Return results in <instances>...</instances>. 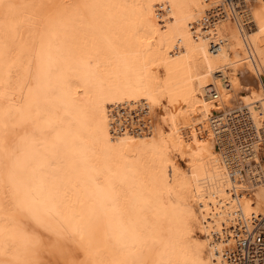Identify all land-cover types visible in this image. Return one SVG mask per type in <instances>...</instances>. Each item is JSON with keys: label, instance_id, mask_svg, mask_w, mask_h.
Instances as JSON below:
<instances>
[{"label": "bare ground", "instance_id": "6f19581e", "mask_svg": "<svg viewBox=\"0 0 264 264\" xmlns=\"http://www.w3.org/2000/svg\"><path fill=\"white\" fill-rule=\"evenodd\" d=\"M262 146L264 0H0V264H239Z\"/></svg>", "mask_w": 264, "mask_h": 264}, {"label": "built area", "instance_id": "2783aa9c", "mask_svg": "<svg viewBox=\"0 0 264 264\" xmlns=\"http://www.w3.org/2000/svg\"><path fill=\"white\" fill-rule=\"evenodd\" d=\"M261 151H264V146L261 147ZM262 159L264 157L262 156ZM259 233L248 232L246 230L242 231V234L238 241V252L237 256L234 257L236 259V263L239 264H264V260L262 259L260 254H256L257 249L260 248L264 244V229L263 226L259 227Z\"/></svg>", "mask_w": 264, "mask_h": 264}, {"label": "rangeland", "instance_id": "374dc122", "mask_svg": "<svg viewBox=\"0 0 264 264\" xmlns=\"http://www.w3.org/2000/svg\"><path fill=\"white\" fill-rule=\"evenodd\" d=\"M234 21H235V18H234V16H233V20H232V22L234 23ZM261 153H262V156L264 157V151H261ZM264 160V159H263Z\"/></svg>", "mask_w": 264, "mask_h": 264}]
</instances>
